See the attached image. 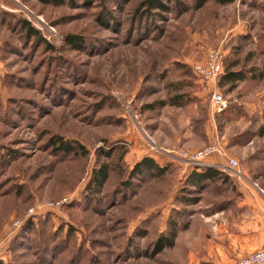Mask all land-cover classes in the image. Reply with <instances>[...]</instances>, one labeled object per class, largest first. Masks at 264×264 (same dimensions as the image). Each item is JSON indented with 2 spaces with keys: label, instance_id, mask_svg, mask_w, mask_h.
I'll use <instances>...</instances> for the list:
<instances>
[{
  "label": "rangeland",
  "instance_id": "374dc122",
  "mask_svg": "<svg viewBox=\"0 0 264 264\" xmlns=\"http://www.w3.org/2000/svg\"><path fill=\"white\" fill-rule=\"evenodd\" d=\"M145 1L0 0V264H213L210 217L238 187L191 175L234 158L264 188V0Z\"/></svg>",
  "mask_w": 264,
  "mask_h": 264
},
{
  "label": "crops",
  "instance_id": "0c3cea01",
  "mask_svg": "<svg viewBox=\"0 0 264 264\" xmlns=\"http://www.w3.org/2000/svg\"><path fill=\"white\" fill-rule=\"evenodd\" d=\"M238 196L233 198L232 207L225 210V217L219 220L218 213L210 217L209 252L213 264H235L240 258L264 248V188L263 193L249 182L236 178ZM264 184V182H261Z\"/></svg>",
  "mask_w": 264,
  "mask_h": 264
},
{
  "label": "trees",
  "instance_id": "16d2710c",
  "mask_svg": "<svg viewBox=\"0 0 264 264\" xmlns=\"http://www.w3.org/2000/svg\"><path fill=\"white\" fill-rule=\"evenodd\" d=\"M22 1L29 2V1H33V0H22ZM36 1H40L42 3L54 4V5H62V3H64L66 0H36ZM199 1H200L199 7H202L209 0H199ZM145 6H148L149 8H152V9H155L156 7L160 8V9L164 8V6L160 2V0H146ZM21 24H23V25H21L22 30H27V34L30 38H36L39 35V33L36 30H34L32 27H30L28 22L24 21V22H21ZM67 42L70 44H76L75 38L73 36H68ZM48 48L51 49L52 46L48 45ZM252 77L255 79L258 78V79L264 80V70H262L259 73L252 74ZM223 79H224V81L222 82V85L225 86L228 84L230 85L231 83L234 85V83L244 80V77L242 76L241 73L228 72L224 76ZM232 87H234V86H231V88ZM232 90H233V88H232ZM263 132H264V130H263ZM59 149L65 151V152H68V153L76 152V149L73 145H70V144L64 143V142H61L59 144ZM143 166L146 167L147 170H151L154 168H158L159 170L161 169L153 162V160H148V161L145 160ZM161 172H163V171L160 170L159 173H161ZM218 177L222 178L225 182H230V180H231V182H233L231 176L224 174V173H222V172H220L214 168L207 169L203 173H196L195 172L194 174L191 175V179H192V181H194L196 186L197 185L200 186L205 181H214V180L218 179ZM107 179H108L107 168H106V166H102L99 170H97L95 172L93 181L97 185L101 186L107 181ZM171 235H172V237L171 236L169 238L163 237L161 239V241H159L157 243L159 250H161L163 248H171L174 245V240H175L176 236L174 233H172Z\"/></svg>",
  "mask_w": 264,
  "mask_h": 264
},
{
  "label": "built area",
  "instance_id": "2783aa9c",
  "mask_svg": "<svg viewBox=\"0 0 264 264\" xmlns=\"http://www.w3.org/2000/svg\"><path fill=\"white\" fill-rule=\"evenodd\" d=\"M195 69L206 80H216L223 73V61L218 53L213 52L209 54L204 64L196 65ZM212 101L219 112L227 107L225 96L219 91L213 93ZM215 153L221 154L219 146H210L193 154L189 161L193 164L205 165L206 162L204 161ZM213 166L222 169L224 172L228 170L231 177L238 179L242 183L248 182L247 177L240 170L239 162L234 158L228 160L227 166H220V164ZM249 183L263 193V190L256 182ZM235 264H264V248L240 258Z\"/></svg>",
  "mask_w": 264,
  "mask_h": 264
}]
</instances>
